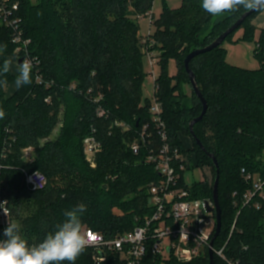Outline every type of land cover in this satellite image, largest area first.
Returning a JSON list of instances; mask_svg holds the SVG:
<instances>
[{"label": "trees", "instance_id": "1", "mask_svg": "<svg viewBox=\"0 0 264 264\" xmlns=\"http://www.w3.org/2000/svg\"><path fill=\"white\" fill-rule=\"evenodd\" d=\"M154 1L20 0L24 33L32 40L30 49L41 62L44 78L54 82L49 87L39 85L33 72L32 83L12 95L0 89V108L6 113L0 119V185L16 191L13 199L7 198L12 216L23 206L30 211L20 221L30 243L43 240L63 221L64 211L79 203L87 206L82 217L85 228L107 238L133 230L150 213L148 186L159 175L146 162V148L134 155L129 144L142 125L151 121V100L143 97L146 53L138 18L153 8ZM160 2L152 47L161 66L156 98L163 106L172 146L190 160L194 154L195 166L209 167L212 173V181L205 178L190 187L192 196L212 199L217 168L208 155H214L220 172L222 228L214 247L226 245L228 261L215 253V264H264V210L241 206V195L248 187L242 169L264 173V27L256 40L257 28L252 24L261 12L247 17L223 44L190 62L209 106L193 136L190 122L200 115L202 104L192 89L184 60L193 50L211 44L247 11L211 16L202 9V0H181L178 8H170L168 0ZM239 30L243 35L235 40ZM227 41L256 42L260 67L246 69L228 62ZM4 44L7 49L0 55V64L4 58H14L11 30L0 23V45ZM171 59L178 65L174 76L167 71ZM14 78V73L8 74L9 84ZM89 88L104 95L101 104L108 117L99 118L96 105L80 94ZM48 96L51 103L45 102ZM115 120L126 123L130 130L114 126ZM94 128L103 149L92 165L86 159L83 141ZM181 135L191 137L192 149H186ZM26 147L34 149L30 161L22 157ZM26 170L43 173L46 187L29 190ZM235 192L238 195L234 196ZM5 226L0 224V231ZM144 262L183 264L173 255L164 259L151 252ZM75 264L126 262L118 254L96 261L93 250L87 248ZM186 264H209V252Z\"/></svg>", "mask_w": 264, "mask_h": 264}, {"label": "built area", "instance_id": "2", "mask_svg": "<svg viewBox=\"0 0 264 264\" xmlns=\"http://www.w3.org/2000/svg\"><path fill=\"white\" fill-rule=\"evenodd\" d=\"M0 23L11 30V42L17 62L20 59L23 62L25 58L32 60L36 83L46 87L53 86L54 82L46 80L42 75L41 62L30 49L32 40L25 36L20 16V0H0ZM144 46L152 68L160 65V58L152 49L150 38L144 41ZM152 74L155 87L150 106L151 121L142 125L129 144L134 155H140L143 148H146V162L152 164L159 175V179L148 186L150 213L133 230L114 237L107 238L101 232L91 229L97 242L88 248L93 250V257L99 262H104L109 254H118L126 264H145V258L151 252L164 259L173 255L180 263H190L209 252L210 242L216 230V212L212 199L194 198L191 188L185 184L184 175L191 169L190 159L178 147L172 146L163 119V106L156 98L159 86L154 70ZM72 88L75 89L76 84H73ZM80 94L89 97L96 105V115L99 118L108 117L109 112L101 104L104 98L101 92L94 94L93 89L89 88L81 90ZM45 102L51 103L52 97H46ZM113 125L123 131L130 130L129 125L119 120H115ZM83 145L87 161L95 165L97 156L103 149L95 128L84 138ZM33 151V147L24 148L23 159H28ZM241 173L248 185L241 195L242 208L264 210V173L251 172L245 168ZM24 180L31 191L43 190L47 185L46 176L39 171H24ZM236 195L237 192L234 193V196ZM207 200L213 207L212 211H208ZM11 214L8 200L1 199L0 224L6 225ZM204 226H212V229L206 232ZM166 239L168 242H165ZM225 247L226 245L220 249L214 247V253L228 261Z\"/></svg>", "mask_w": 264, "mask_h": 264}, {"label": "clouds", "instance_id": "3", "mask_svg": "<svg viewBox=\"0 0 264 264\" xmlns=\"http://www.w3.org/2000/svg\"><path fill=\"white\" fill-rule=\"evenodd\" d=\"M201 7L211 16L238 12L240 9L264 13V0H202ZM6 49V44L0 45V55ZM33 67L32 60L27 58L19 64L11 58H4L0 64V89L7 90L9 73H14L13 85L17 90L30 85ZM5 115L0 108V119ZM86 211L84 203L65 210L63 221L57 223L55 230L48 232L38 243L29 242L19 223L7 221L0 231V264H75L79 256L97 242L96 236L91 229L85 228L82 220Z\"/></svg>", "mask_w": 264, "mask_h": 264}, {"label": "rangeland", "instance_id": "4", "mask_svg": "<svg viewBox=\"0 0 264 264\" xmlns=\"http://www.w3.org/2000/svg\"><path fill=\"white\" fill-rule=\"evenodd\" d=\"M35 1V0H33ZM153 8L144 16H140L139 22H140V36H141V42L144 45V41L148 40L150 38V44L155 45V38L153 36L155 27L154 23L156 18L159 17L161 10H162V4L160 0H155L153 4ZM168 5L170 8H178L181 6V0H168ZM228 42V41H227ZM226 42V44H227ZM225 44V45H226ZM151 46V45H150ZM143 51L145 52V48L143 47ZM12 59V58H11ZM14 61V60H13ZM15 62V61H14ZM229 62V61H228ZM232 63V62H231ZM17 64V63H16ZM144 71H145V81L143 84V97L148 98L150 100L153 99L154 96V77H153V70L157 76V79L161 75V66L156 65L154 68H152L150 60L147 56L144 57ZM261 65L259 59L254 56L253 52L251 53L248 62H244L241 64L240 67L246 68V69H256L259 68ZM167 71L169 75L174 76L178 73V65L174 59L169 60ZM186 91L191 94V88L189 86L186 87ZM63 111V108H61V111ZM62 116V113H61ZM60 124L57 126V128L54 130V136L58 134L59 128L61 126ZM181 139L183 140L186 149H192L193 148V141L190 136L188 135H181ZM102 151V150H101ZM264 156V155H263ZM192 160H190L192 168L188 170L184 175L185 184L189 187H192L194 183L200 182L205 180L207 177L210 181H212V174L210 172V169L207 167L201 168L195 166V155L192 154ZM5 187V188H4ZM148 192V191H147ZM16 191H14L11 187H6L4 185H0V200L11 198L13 199L15 197ZM203 211L206 212L205 209ZM30 211L25 210L24 206L23 208H19L17 211H14V216L10 218V221H14L20 224L21 218L28 215ZM212 229V226H204V230L206 232L210 231ZM165 242H168V239L165 240ZM186 264V263H183Z\"/></svg>", "mask_w": 264, "mask_h": 264}, {"label": "water", "instance_id": "5", "mask_svg": "<svg viewBox=\"0 0 264 264\" xmlns=\"http://www.w3.org/2000/svg\"><path fill=\"white\" fill-rule=\"evenodd\" d=\"M255 12H251V11H247L245 12L234 24L233 26H231L228 30H226L223 34H221L217 39H215L211 44H209L206 47L203 48H199L196 50H193L192 52H190L185 60H184V65H185V70L187 72V74L189 75L190 78V82L192 85V89L194 90V92L196 93L197 97L199 98L201 104H202V111L200 113L199 116H197L196 118H194L191 122H190V132L191 134L194 136V127L197 123H199L205 116V114L208 111V102L206 100V98L204 97V95L202 94L198 83L196 81V76L194 74V72L192 71L191 67H190V62L198 55H201L203 53H206L208 51H211L212 49L220 46L221 44L224 43V41L226 40V38L231 35L233 32H235L236 30H238L241 25L243 24V22L245 21V19L247 17H249L250 15H252ZM18 63H22V60L20 59ZM196 143L197 145L200 147L201 150L205 151L204 146L202 145V143L196 139ZM214 165L217 168V177L213 186V195H212V201L214 203L215 206V212H216V230L215 233L213 235V238L210 242V249H209V264H215V259H214V243L215 240L218 238L220 232H221V228H222V210H221V206L219 203V168H218V163L216 161V158L214 157V155H208ZM207 204V208L208 211H212L213 207L210 206L209 201L207 200L206 202Z\"/></svg>", "mask_w": 264, "mask_h": 264}, {"label": "crops", "instance_id": "6", "mask_svg": "<svg viewBox=\"0 0 264 264\" xmlns=\"http://www.w3.org/2000/svg\"><path fill=\"white\" fill-rule=\"evenodd\" d=\"M252 24L257 28V32H256V40H257V38L259 37V30L264 27V13H259L252 20ZM242 35H243V30H239L235 35V40L241 38ZM224 46L227 50V60L230 63L232 62V64L237 65V66H241L242 63L248 62V59L252 52L255 56L256 42L254 41L227 42V44ZM12 59L15 61V63L19 64L15 58H12ZM16 90L17 89L14 87L12 83V84H9L5 92L7 96H10ZM33 157H34V151L28 159L24 158V160L30 161L33 159ZM210 172H211V169H210Z\"/></svg>", "mask_w": 264, "mask_h": 264}, {"label": "snow or ice", "instance_id": "7", "mask_svg": "<svg viewBox=\"0 0 264 264\" xmlns=\"http://www.w3.org/2000/svg\"><path fill=\"white\" fill-rule=\"evenodd\" d=\"M93 238H95V237H93Z\"/></svg>", "mask_w": 264, "mask_h": 264}]
</instances>
